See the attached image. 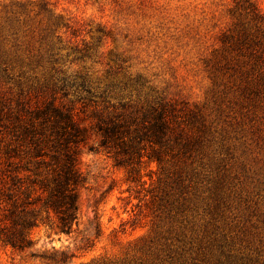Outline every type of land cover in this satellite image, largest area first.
Here are the masks:
<instances>
[{
    "label": "rangeland",
    "instance_id": "rangeland-1",
    "mask_svg": "<svg viewBox=\"0 0 264 264\" xmlns=\"http://www.w3.org/2000/svg\"><path fill=\"white\" fill-rule=\"evenodd\" d=\"M237 1L0 0V99L57 97L90 127L171 103L190 137L131 172L91 128L75 230L41 222L0 264H264V68L236 44L264 29Z\"/></svg>",
    "mask_w": 264,
    "mask_h": 264
},
{
    "label": "trees",
    "instance_id": "trees-1",
    "mask_svg": "<svg viewBox=\"0 0 264 264\" xmlns=\"http://www.w3.org/2000/svg\"><path fill=\"white\" fill-rule=\"evenodd\" d=\"M237 5L249 18L250 28L264 29V15L253 0H238ZM256 36L244 27L236 44L264 68V45ZM261 85L258 88L264 89ZM175 111L171 103L132 114L97 106L90 127L74 107L58 104L57 97L43 104L19 100L16 105L0 99V241L24 252L33 247V230L41 222H50L59 232L75 230L79 189L85 183L79 150L88 143L91 128L100 135L99 144L114 154L117 163L131 165V172L145 155L161 163L166 150L177 145L185 151L190 137ZM59 254L52 259L70 258L65 251Z\"/></svg>",
    "mask_w": 264,
    "mask_h": 264
}]
</instances>
